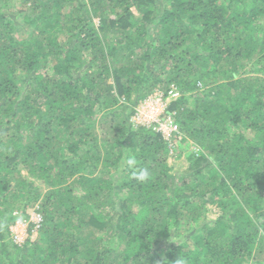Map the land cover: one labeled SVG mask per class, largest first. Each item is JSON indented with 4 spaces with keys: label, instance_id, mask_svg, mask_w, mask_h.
I'll use <instances>...</instances> for the list:
<instances>
[{
    "label": "trees",
    "instance_id": "obj_1",
    "mask_svg": "<svg viewBox=\"0 0 264 264\" xmlns=\"http://www.w3.org/2000/svg\"><path fill=\"white\" fill-rule=\"evenodd\" d=\"M170 86L169 142L131 115ZM87 226L121 264H264V0H0V264H117Z\"/></svg>",
    "mask_w": 264,
    "mask_h": 264
},
{
    "label": "built area",
    "instance_id": "obj_2",
    "mask_svg": "<svg viewBox=\"0 0 264 264\" xmlns=\"http://www.w3.org/2000/svg\"><path fill=\"white\" fill-rule=\"evenodd\" d=\"M179 96L180 92L174 86H170L166 91L155 89L144 98L141 107L135 109L131 115V120L135 124L152 126L155 131L160 132L165 140L170 141L172 134L178 131V124L170 115H164V109L170 101L176 100ZM15 214L18 215L19 213ZM42 221V213L37 206H33L27 217H17L13 226H10L13 240L16 243H21L28 234H36L42 225ZM26 226H28L27 234L23 236L22 231L18 232L17 229L25 228L26 230Z\"/></svg>",
    "mask_w": 264,
    "mask_h": 264
},
{
    "label": "rangeland",
    "instance_id": "obj_3",
    "mask_svg": "<svg viewBox=\"0 0 264 264\" xmlns=\"http://www.w3.org/2000/svg\"><path fill=\"white\" fill-rule=\"evenodd\" d=\"M29 1L26 3V6H28ZM19 8H22V6H17L16 8H13L11 9L12 11V14H13V18L17 21H22V17H21V13L18 11ZM98 10V9H97ZM95 11V12H99V11ZM30 13H32V10H30ZM91 14V13H90ZM99 14V13H97ZM91 19L92 21H94V25L96 26L97 23H98V16L97 15H94V17L91 16ZM22 25L19 27L18 29V32H19V37H26L27 35H29V33H31V29H33L31 26H29L27 23H21ZM61 24H63V22H61ZM37 30H34V32H36ZM148 95V94H147ZM147 97V96H146ZM145 97V98H146ZM144 99L142 101H140L137 106H136V109L137 108H140L142 103H143ZM189 101V100H188ZM102 122H105L106 119L104 118H99ZM116 133V129L115 128H112L111 132H110V137H113ZM26 138V136H25ZM170 142V141H169ZM171 164H172V167L174 168V171H178V172H182L185 170L186 168V165H187V161H186V158L184 155L180 156V157H177L175 159H172L171 160ZM21 167V166H19ZM21 174H24V171L21 170ZM37 184L39 185V190L41 191H44L45 189V186L43 185V183L41 181L37 182ZM22 207L21 203L18 202V204L16 205V208H15V211H17L16 213H19L17 216L18 217H22V213L19 212V209ZM33 207H27V211L26 213H30L31 209ZM83 215H86L85 212H83ZM24 218V217H23ZM113 224V223H112ZM13 226V224L11 225ZM112 226H108V229L106 231H100L98 229H95L93 227H85L82 231V235L85 236V240L82 241V244H80V248L81 250H85V248L91 246V244L94 242V240L97 238V236L100 238H102L103 240H108V239H111L113 240L111 243L117 241L118 242V248H117V251H116V263L117 264H121L122 263V257L124 256V250H125V247H126V244H125V240L123 238H121L120 236H117L115 237L114 239H112ZM17 229V228H15ZM27 229H28V226H26V230L25 228L21 229V228H18L17 231L18 232H21L23 233V236L27 234ZM26 232V233H25ZM37 234V233H36Z\"/></svg>",
    "mask_w": 264,
    "mask_h": 264
},
{
    "label": "clouds",
    "instance_id": "obj_4",
    "mask_svg": "<svg viewBox=\"0 0 264 264\" xmlns=\"http://www.w3.org/2000/svg\"><path fill=\"white\" fill-rule=\"evenodd\" d=\"M177 264H183V261H177Z\"/></svg>",
    "mask_w": 264,
    "mask_h": 264
}]
</instances>
